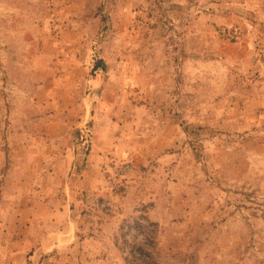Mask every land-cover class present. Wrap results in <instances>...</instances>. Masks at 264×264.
Listing matches in <instances>:
<instances>
[{"label": "rangeland", "instance_id": "1", "mask_svg": "<svg viewBox=\"0 0 264 264\" xmlns=\"http://www.w3.org/2000/svg\"><path fill=\"white\" fill-rule=\"evenodd\" d=\"M0 264H264V0H0Z\"/></svg>", "mask_w": 264, "mask_h": 264}]
</instances>
